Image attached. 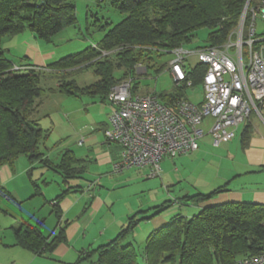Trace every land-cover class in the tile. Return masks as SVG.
Segmentation results:
<instances>
[{
	"label": "trees",
	"instance_id": "1",
	"mask_svg": "<svg viewBox=\"0 0 264 264\" xmlns=\"http://www.w3.org/2000/svg\"><path fill=\"white\" fill-rule=\"evenodd\" d=\"M246 1L112 0L111 4L125 17L107 27L101 42L46 67L70 70L72 73L67 78L93 69L98 79L81 92L99 94L104 103L111 88L124 79H131V92L137 94L136 87L132 86V75L139 65L147 72L154 54L172 55L174 49L183 47L201 28L208 30L204 47L226 44L238 26ZM75 22L73 0H0V40L29 30L38 39L49 42L60 30ZM13 66L0 51V168L12 167L21 156L30 163L48 165L49 160L39 152V145L47 134L35 119L34 104L41 93V73L31 67L14 72ZM121 68L125 70L123 77L117 79L114 71ZM205 71L201 63L187 70L191 88L202 84ZM64 77L59 79L61 90L71 94L78 90L74 80ZM174 86L185 89V85ZM180 96H165V100L172 103L180 100ZM251 130V125H247L243 131V147L248 146ZM103 146L111 144L103 143ZM83 163L84 160L76 158L71 151L61 155L57 168L65 184V179L84 171ZM220 191L222 189L187 196L183 201L198 205ZM63 195L64 192L52 202ZM10 198V192L0 184V202ZM138 221L133 216L128 218L127 225L113 239L80 253L73 264H140L139 256L146 264H236L243 256L264 251V205L260 204L222 203L203 207L192 217L176 215L147 237L139 255L133 243L127 240ZM12 230L15 246L36 256L53 251L64 240L62 229L54 236L44 237L38 225L32 226L27 221Z\"/></svg>",
	"mask_w": 264,
	"mask_h": 264
},
{
	"label": "rangeland",
	"instance_id": "2",
	"mask_svg": "<svg viewBox=\"0 0 264 264\" xmlns=\"http://www.w3.org/2000/svg\"><path fill=\"white\" fill-rule=\"evenodd\" d=\"M111 2L112 0H73L76 22L64 27L49 42L38 39L29 30L15 36H5L0 40V51L15 66L27 61L25 57L28 52L34 56L29 60L30 63H36L37 57L41 59L43 66H28L41 73V93L34 104L35 119L47 134L39 145V152L49 160L48 165H42L39 162L30 163L25 156H21L14 163L12 176L15 179L10 183L14 191L8 190L12 198L0 202V264H13L15 254L20 252L12 246L13 231L10 227L21 219L33 226L38 225L44 236H53L56 233L58 220L52 201L67 187L72 191L76 188L74 191H78L68 194V198L73 201L80 198V190L89 189L92 185L94 195L106 200L108 209L115 215L132 209L144 210L155 205L166 206L164 211L173 215L180 204H187L183 201L187 196L233 187L264 190V172L246 174L252 169H264V164L251 170L247 168L249 158L240 142L243 123L239 124L232 141L215 147L207 134L211 120L206 119L203 124L205 135L198 140L202 150L201 155H198L200 158L186 154L182 160L178 156L175 160L166 159L159 165L161 180L159 176L150 177L149 172L140 171L138 168L114 173L111 168L95 161L101 148L105 147L103 128L108 123L111 109L99 94L81 92V89L91 86L98 79L94 70L86 69L67 78L72 73L70 70L60 71L46 66L99 44L107 27L116 25L125 17ZM248 23L249 17L245 21V29ZM207 34V28L197 30L190 41L183 45V50L194 51L206 46ZM263 34L264 19L258 18L255 35ZM172 58L171 54H154L146 73L135 72L132 75V86L136 87V93H153L163 102H166L165 96L171 95H181V99L185 98L194 104L201 102L202 85L199 83L183 91L175 88L167 69ZM197 63L194 55L189 56L186 61L187 69ZM124 71L122 68L115 70L114 76L119 79L123 77ZM63 75L66 80H74L78 90L72 94L61 90L59 79ZM64 78L63 81H66ZM260 116L253 112L245 123L249 121L252 126L251 140L254 142L251 147L255 151L264 152V144L261 143L264 140V108L260 110ZM234 146H237L236 150ZM65 151H71L76 158L84 160V171L65 179L67 184L57 168ZM234 167L242 173L238 178H233ZM7 187L11 186L8 184ZM17 196L22 197L21 200L15 198ZM178 199L180 203L176 202ZM181 210L182 215L192 217L200 208L195 204H187ZM140 214L136 212L133 217L137 219ZM62 224L65 225V222ZM150 232L151 230H135V234L133 232V246L138 255L142 253L144 241ZM140 259L139 256L137 260L140 262Z\"/></svg>",
	"mask_w": 264,
	"mask_h": 264
},
{
	"label": "built area",
	"instance_id": "3",
	"mask_svg": "<svg viewBox=\"0 0 264 264\" xmlns=\"http://www.w3.org/2000/svg\"><path fill=\"white\" fill-rule=\"evenodd\" d=\"M258 18L264 19V0H247L226 44L172 51L167 69L176 86L191 88L186 73L189 56L194 55L198 63L205 65L203 99L199 104L186 99L164 103L154 94H133L131 79L111 88L106 101L111 111L103 136L104 144L119 148L113 172L146 167L150 177H157L164 157L175 158L198 149V140L205 135L206 119L211 120L207 134L216 147L233 139L236 128L253 112L260 116L264 108V34L255 35ZM27 69L29 66L12 67L14 72ZM136 71L146 73L140 65ZM236 264H264V251L243 256Z\"/></svg>",
	"mask_w": 264,
	"mask_h": 264
},
{
	"label": "crops",
	"instance_id": "4",
	"mask_svg": "<svg viewBox=\"0 0 264 264\" xmlns=\"http://www.w3.org/2000/svg\"><path fill=\"white\" fill-rule=\"evenodd\" d=\"M33 57L34 56L28 52V55L25 57L27 61H24V63H21V65L28 66V64H31L35 66L36 65L43 66L41 65V61H40L41 59L39 57L36 58V63H30L29 60ZM202 99H203V90H202ZM247 125H250L249 121L247 122V124L243 122V129L241 132V139H240L242 147H243L242 134ZM251 131H252L251 132V135H252L253 130ZM235 133H236V130H235ZM251 135L248 141V146L243 147L245 148L244 149L245 153L249 158L248 167H247L249 170H251V168H256L257 166H263L264 164V152L255 151L253 147H251V143L253 145V142H254V140L253 141L251 140L252 139ZM233 139L224 140L220 144L225 143V142H230ZM261 143L264 144V140ZM234 148L236 150L237 146H234ZM201 151L202 150L201 148H199V143H198V149L194 152L187 153V154L191 155V157L200 158L198 155H201L202 153ZM183 155H186V154L178 155L179 160L183 159ZM118 159H119V148L117 146L111 145V146L102 147L95 161L101 165H106L108 168H111L112 170V164ZM166 159L173 160L174 158L164 157L161 160V162L165 161ZM14 165L12 167L3 166L0 168V184L3 187H5L7 190H10L12 192L14 191V189L12 185H10V183L14 182V179H15L14 175L12 176V173H13L12 169H14L15 167ZM251 166H254V167H251ZM138 169H140V171L142 170L145 172H149V169L146 167L138 168ZM234 170H235V173H234L233 178L235 177L238 178L239 176H241L242 173L239 172V169L237 167H234ZM121 172H117V173H121ZM258 172H264V170L263 169L261 170L252 169L251 171H248L246 174L255 175ZM159 178L161 180L160 166H159ZM8 184L11 187H7ZM88 188L89 189L80 190V193H81L80 198H76L75 200L72 201L68 198V194L70 192H78V191H74L76 190V188H73V191H72L70 190V187H67V189L63 191L64 192L63 196H66V197L62 200L57 199L56 201L53 202L52 205H53V208L56 210L55 213H56L57 220H58L57 229L55 230L56 233L54 235H56L60 229L63 230V235H64V240L60 242L53 249V251L49 253H44L40 256H36L26 249L15 246V240H14V235H13L12 246H15L20 251L19 254H15L16 258L13 264H36V263L38 264H73L80 257V253L95 249L98 246L105 244L111 239H113L120 232V230L123 229L127 225L128 218L134 216L136 212L141 213L140 214L141 216L137 218L139 219V221L136 224V226L133 228L134 234H135V230L140 231V232L141 231L148 232L151 230V232L148 234L149 236L154 230H157L160 227L166 225L171 220L172 217L176 215L184 216L182 215L181 207H185V205H187V204H180L179 209L173 215H169V213L164 211L166 208V206L164 205H157V206L155 205L147 209L145 208L144 210L138 209L134 211L132 209L130 211L129 210L125 211V213L115 215L114 213H112V210L108 209L106 200H102L101 197H98V196L96 197L94 195L95 190H91L92 185L89 186ZM90 191L92 192L90 193ZM15 198H17L18 200H21L22 197L20 198L17 196ZM176 202L180 203L179 199L176 200ZM230 202H234V203L243 202V203H254V204L264 205V190H255L252 188H247V190H245L242 188L239 189V188H234V187L231 189L229 188L228 190L222 189V191L212 196L210 199H208V201L204 203H200L197 206L201 209L206 206L222 204V203H230ZM155 203L158 204L157 201ZM159 207H161L162 210L159 211L158 209ZM151 210H154V211H151ZM23 220L24 219H21V221L18 222L16 225L23 222ZM63 221L65 222V225L62 224ZM16 225L11 226L10 227L11 230ZM39 231H40V228H39ZM133 232H132V238L131 236L127 238V240L130 243H133ZM51 236L48 235L44 237H51ZM144 244H145V241H144ZM139 263L146 264L143 258L140 259ZM164 264H170V263H164Z\"/></svg>",
	"mask_w": 264,
	"mask_h": 264
}]
</instances>
